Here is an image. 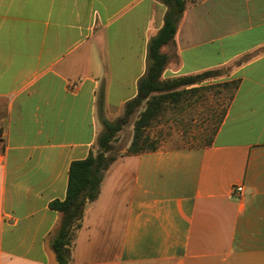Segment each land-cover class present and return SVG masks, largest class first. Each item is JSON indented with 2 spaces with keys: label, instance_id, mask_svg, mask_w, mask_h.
Instances as JSON below:
<instances>
[{
  "label": "crops",
  "instance_id": "obj_1",
  "mask_svg": "<svg viewBox=\"0 0 264 264\" xmlns=\"http://www.w3.org/2000/svg\"><path fill=\"white\" fill-rule=\"evenodd\" d=\"M185 1L162 80L227 70L186 90L235 81L230 104L203 143L117 158L70 264H264V0ZM166 11L0 0V264H57L50 203L65 199L72 162L99 151L102 94L111 122L137 96Z\"/></svg>",
  "mask_w": 264,
  "mask_h": 264
},
{
  "label": "trees",
  "instance_id": "obj_2",
  "mask_svg": "<svg viewBox=\"0 0 264 264\" xmlns=\"http://www.w3.org/2000/svg\"><path fill=\"white\" fill-rule=\"evenodd\" d=\"M161 1L167 7L164 25L149 42L147 71L138 83L137 96L126 104L123 117L111 122L104 115L102 94L99 117L104 128L98 139L99 151L90 154L86 159L72 162L65 199L50 203V208L60 214L59 224L51 241L57 264H70L75 232L81 226L84 209L88 203L97 199L104 172L117 160L110 159L108 153L117 134L128 124L131 117L144 106L134 122L133 137L126 155L157 150L159 147L151 142L147 130L163 115L167 104L184 94L205 89L206 87H199L186 90V87L211 79L221 71L210 70L196 75L162 80L168 60L162 48L173 42L186 8V1ZM237 84L235 82V88Z\"/></svg>",
  "mask_w": 264,
  "mask_h": 264
},
{
  "label": "rangeland",
  "instance_id": "obj_3",
  "mask_svg": "<svg viewBox=\"0 0 264 264\" xmlns=\"http://www.w3.org/2000/svg\"><path fill=\"white\" fill-rule=\"evenodd\" d=\"M227 73V70H221L211 79L223 78ZM235 86V81L214 83L202 91L190 93L193 94L191 97L187 94L185 100L180 103L181 106L168 103L163 115L147 130L151 142L159 148L203 143L207 137L209 139L211 131L225 114ZM139 111L140 108L112 142V148L108 153L110 159L126 154L133 137L135 117Z\"/></svg>",
  "mask_w": 264,
  "mask_h": 264
},
{
  "label": "built area",
  "instance_id": "obj_4",
  "mask_svg": "<svg viewBox=\"0 0 264 264\" xmlns=\"http://www.w3.org/2000/svg\"><path fill=\"white\" fill-rule=\"evenodd\" d=\"M235 192L239 195H242L243 192H244V186L243 185H238L236 188H235Z\"/></svg>",
  "mask_w": 264,
  "mask_h": 264
}]
</instances>
